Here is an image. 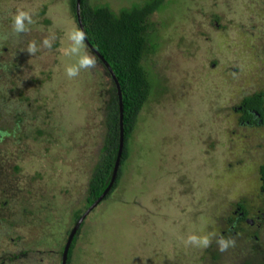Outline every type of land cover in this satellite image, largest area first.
Masks as SVG:
<instances>
[{
	"label": "rangeland",
	"instance_id": "1",
	"mask_svg": "<svg viewBox=\"0 0 264 264\" xmlns=\"http://www.w3.org/2000/svg\"><path fill=\"white\" fill-rule=\"evenodd\" d=\"M86 1L116 13L151 0ZM18 10L32 18L22 33ZM157 11L148 25L157 50L142 63L152 95L130 168L86 214L69 264H264L263 252L249 258V240L215 243L237 200L259 204L264 127L242 124L235 109L264 94V0H161ZM76 29L69 0H0V264H59L85 207L111 86L97 61L67 76L90 54L69 53Z\"/></svg>",
	"mask_w": 264,
	"mask_h": 264
},
{
	"label": "trees",
	"instance_id": "2",
	"mask_svg": "<svg viewBox=\"0 0 264 264\" xmlns=\"http://www.w3.org/2000/svg\"><path fill=\"white\" fill-rule=\"evenodd\" d=\"M160 4L161 0H151L145 2L142 6H132L129 9H120L118 12L114 13L105 4H101V2H97L96 5H89L86 0L79 1L78 14L81 28L87 33L86 41L107 63L118 83L121 95V153L118 158L112 185L101 201L108 199V197L117 190L121 183L123 167L124 169L130 168L128 162L134 151L132 150L133 143H131V138L139 122V115L152 95L148 80V77L150 76L152 78V75L144 70L142 63L146 55L153 54V52L157 50V44L153 43V41L150 40L151 38H149L148 25H150V17L160 12L157 11ZM69 6L77 27L80 29L75 16V0H69ZM87 50L96 58L88 48ZM96 61L102 65L98 58H96ZM103 68L108 75L111 86L109 90L110 98L106 104L105 136L99 159L93 167L91 172L92 175L86 184L85 207L83 210L75 211L73 216V220H75L74 223L83 216L86 210L107 188L117 157L119 144L118 100L115 86L104 66ZM241 106L243 108L242 121L248 119V123L252 126H256L258 120L264 123V94L262 92L243 98ZM254 113L258 116H254ZM251 117H255V119L251 120ZM257 176L260 184L259 186L262 187L261 189H264V160L257 168ZM99 203L100 202H98V204ZM254 207L255 206H247L243 201L237 200L231 207L229 216L224 219L223 225L225 233L221 235L220 231L215 243H218L221 238L231 241L235 238H244L246 241L249 240L254 244L248 248L250 259L254 258V256L257 255L256 253L261 252L257 250V244L250 240L252 232L249 233V228H246L243 223L249 209ZM233 212H236V214H233ZM238 213H243V218H239L237 216ZM83 224L84 219L81 221L68 247L65 264H69L70 262L72 253L75 249L77 236ZM253 235H255V232H253ZM63 247L64 245L60 253H62ZM259 257L263 258V254ZM216 259H218L217 255L213 252L210 255V260L214 262ZM196 263L198 264V262ZM59 264H61V259ZM244 264L248 263L246 262Z\"/></svg>",
	"mask_w": 264,
	"mask_h": 264
},
{
	"label": "clouds",
	"instance_id": "3",
	"mask_svg": "<svg viewBox=\"0 0 264 264\" xmlns=\"http://www.w3.org/2000/svg\"><path fill=\"white\" fill-rule=\"evenodd\" d=\"M13 21L14 31L16 33H22L26 31V23L30 24L32 22L31 14L26 11L18 10L15 16L13 17ZM69 39L72 41L73 44V46L69 49V53L78 55L80 53L81 48L85 47L87 33L82 29H76L69 34ZM44 43L46 46H50L48 40H45ZM28 51L29 53H34L36 51L35 45H30ZM96 66V58L85 52L83 55L80 56L76 65L69 66L66 68V74L69 78H74L79 75L81 69H93ZM187 243L196 246L207 247L210 241L207 236L198 237L196 235H190L188 237ZM218 243L220 246V250L224 251L233 243V241L221 238Z\"/></svg>",
	"mask_w": 264,
	"mask_h": 264
},
{
	"label": "water",
	"instance_id": "4",
	"mask_svg": "<svg viewBox=\"0 0 264 264\" xmlns=\"http://www.w3.org/2000/svg\"><path fill=\"white\" fill-rule=\"evenodd\" d=\"M79 1L80 0H75V16H76V20H77V23H78V26L80 29L81 28V24H80V19H79ZM87 48L96 56V58H98V60L102 63V65L105 67V69L107 70L114 86H115V90H116V96H117V100H118V113H119V123H118V126H119V144H118V151H117V157H116V160H115V164H114V167H113V170H112V174H111V178H110V182L107 186V188L104 190V192L101 194V196L86 210V212L83 214V216H81L78 221L75 223V225L73 226V228L70 230L68 236H67V239L65 241V244H64V247H63V251H62V254H61V264H65V259H66V253H67V250H68V247L71 243V240L76 232V230L79 228V225L81 223V221L84 219V217L86 216V214L92 210V208H94L98 202H100V200L104 197V195L107 193V191L109 190V188L111 187L112 185V182L114 180V177H115V173H116V168H117V164H118V158H119V155L121 153V146H122V108H121V95H120V90H119V86H118V83L116 81V79L114 78L110 68L108 67L107 63L102 59V57H100V55L95 52V50H93L87 43L86 41V44Z\"/></svg>",
	"mask_w": 264,
	"mask_h": 264
},
{
	"label": "flooded vegetation",
	"instance_id": "5",
	"mask_svg": "<svg viewBox=\"0 0 264 264\" xmlns=\"http://www.w3.org/2000/svg\"><path fill=\"white\" fill-rule=\"evenodd\" d=\"M235 110H237L240 113V116L242 117V110H243V108L241 106V103L239 104V106ZM254 116H258V115H256V113H254ZM250 119L251 120H254L255 117H251ZM241 123L242 124L245 123L248 126H252V125H250L248 123V119H246L244 121H241ZM256 126L264 127V123H262L260 120H258ZM0 134L2 135L1 131H0ZM261 188H262L261 186H259V188H258V198H259L258 207L257 208L256 207L251 208L249 210L248 214H246V218H244V220H243L244 226L246 224L249 225V227L248 226L247 227L252 232V235L250 236V240H252L253 242H255V244H257V241L259 240V237L264 236V189H261ZM233 214H236V212H233ZM243 215H244L243 213H238L237 216L239 218H243ZM253 232H255V235H253ZM224 233H225L224 230H222L220 232L221 235H223ZM259 249H261V248H259ZM257 250H258V248H257ZM263 251L264 250L262 249L261 252H263ZM261 252L256 253V254L258 256H262V253ZM60 259H61V255H60Z\"/></svg>",
	"mask_w": 264,
	"mask_h": 264
}]
</instances>
